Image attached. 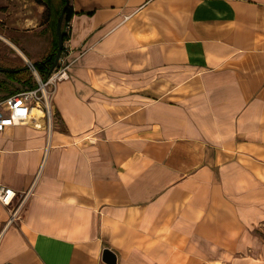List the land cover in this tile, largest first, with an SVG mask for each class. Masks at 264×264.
I'll use <instances>...</instances> for the list:
<instances>
[{"label":"crops","instance_id":"1","mask_svg":"<svg viewBox=\"0 0 264 264\" xmlns=\"http://www.w3.org/2000/svg\"><path fill=\"white\" fill-rule=\"evenodd\" d=\"M69 2L49 145L32 125L0 136L19 193L48 151L0 264H264V0Z\"/></svg>","mask_w":264,"mask_h":264},{"label":"rangeland","instance_id":"2","mask_svg":"<svg viewBox=\"0 0 264 264\" xmlns=\"http://www.w3.org/2000/svg\"><path fill=\"white\" fill-rule=\"evenodd\" d=\"M28 1L30 0H21L17 4L12 2L7 5L1 0L0 3V35L18 46L29 59L23 60L14 49L0 39V82H3L9 90L19 89L20 91H25L31 86H35L37 80L32 73L31 65L44 61L51 53H55L57 56L58 52L54 51V44L57 42L58 20L56 21V19L57 10L61 8L60 0H54L55 6L53 8L49 7L48 11H46L47 7H45L46 9L40 18L39 25L35 26L27 21V18L33 16L29 13L32 6ZM34 1L37 4L42 2V0ZM34 7L36 6L34 5ZM8 10L11 13L7 17ZM22 12L26 13L22 15ZM5 71L18 73L14 74L15 77L12 80ZM41 78L44 79L43 76ZM6 94L8 93L0 87V97ZM57 122L59 124L58 118Z\"/></svg>","mask_w":264,"mask_h":264},{"label":"built area","instance_id":"3","mask_svg":"<svg viewBox=\"0 0 264 264\" xmlns=\"http://www.w3.org/2000/svg\"><path fill=\"white\" fill-rule=\"evenodd\" d=\"M65 51L46 80L42 79L35 66L31 65L32 73L37 80L35 87L15 95L0 97V136L4 135L7 129L20 125H32L47 133L49 145L51 135L58 124L54 105L57 85L69 79V65ZM47 155L46 150L38 175L27 191L19 193L13 188L0 185V203L10 211L9 219L0 232V241L9 226L22 220L27 200L42 173Z\"/></svg>","mask_w":264,"mask_h":264},{"label":"trees","instance_id":"4","mask_svg":"<svg viewBox=\"0 0 264 264\" xmlns=\"http://www.w3.org/2000/svg\"><path fill=\"white\" fill-rule=\"evenodd\" d=\"M63 8L66 6L67 4V0H63ZM40 4H43L47 7L46 11L49 10V5L44 4L43 2H41ZM72 7L69 6L66 9V13H65V17H64V26L67 25V23L71 20L72 18ZM61 13V12H60ZM59 13V16H60ZM57 21V20H56ZM57 33V31H56ZM62 33L64 35V42L67 41V34L65 33L64 29H62ZM57 35V34H56ZM55 49L54 51H58V36H57V42L56 44H54ZM65 51V47L63 49V52ZM55 62H56V55L55 53H51L44 61L39 62V63H35L34 66L35 68L38 70V72L40 73L41 76H43L44 80H46L50 74L52 73V71L55 68ZM5 73H7V76L10 79H14L15 75L17 74L15 71H5ZM28 84V83H26ZM29 85V84H28ZM31 85V84H30ZM0 87L3 88L8 94L4 95V96H11V95H15L20 93L21 91L19 89L16 90H9L7 87H5V84L3 82H0ZM35 86H31V88H34Z\"/></svg>","mask_w":264,"mask_h":264},{"label":"water","instance_id":"5","mask_svg":"<svg viewBox=\"0 0 264 264\" xmlns=\"http://www.w3.org/2000/svg\"><path fill=\"white\" fill-rule=\"evenodd\" d=\"M69 6H70V2L68 0L66 6L61 11V14H60V16L58 18V22H57L58 52H57V56H56L55 67L58 64V62L62 56L63 49H64V35L62 33V29H63V23H64V17H65L66 9ZM102 261L105 264H117V256L110 249H105L103 252Z\"/></svg>","mask_w":264,"mask_h":264},{"label":"bare ground","instance_id":"6","mask_svg":"<svg viewBox=\"0 0 264 264\" xmlns=\"http://www.w3.org/2000/svg\"><path fill=\"white\" fill-rule=\"evenodd\" d=\"M22 54V53H21Z\"/></svg>","mask_w":264,"mask_h":264}]
</instances>
